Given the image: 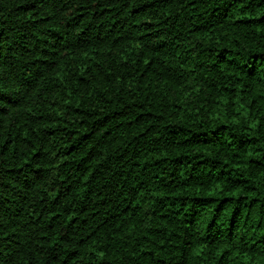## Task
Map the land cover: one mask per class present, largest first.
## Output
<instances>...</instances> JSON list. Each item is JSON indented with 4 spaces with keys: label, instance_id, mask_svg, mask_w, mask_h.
<instances>
[{
    "label": "trees",
    "instance_id": "obj_1",
    "mask_svg": "<svg viewBox=\"0 0 264 264\" xmlns=\"http://www.w3.org/2000/svg\"><path fill=\"white\" fill-rule=\"evenodd\" d=\"M0 264H264V0H0Z\"/></svg>",
    "mask_w": 264,
    "mask_h": 264
}]
</instances>
